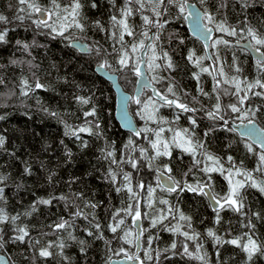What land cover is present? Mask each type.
Returning a JSON list of instances; mask_svg holds the SVG:
<instances>
[{"label":"trees","instance_id":"obj_1","mask_svg":"<svg viewBox=\"0 0 264 264\" xmlns=\"http://www.w3.org/2000/svg\"><path fill=\"white\" fill-rule=\"evenodd\" d=\"M189 1L195 2L202 11L207 8L215 15L217 21L224 20L229 26H235L238 33L239 28L247 22L258 33L264 35V0H248V7H242L238 0H206L204 5H201L199 0ZM38 2L41 6H51L50 0H38ZM68 2L69 0H60L62 5ZM81 3L84 5L81 12L84 17L85 31L70 30L69 33H65L70 37L66 40L49 34L46 28L37 27L33 22L38 19L37 14L28 18L26 13H18L19 8L26 7L20 5L18 0H0V14L6 16L9 21L6 24L0 22V31L8 30L5 42H0V80L3 81L0 83V117H3L0 119V136L5 139L3 147L0 148V176L4 177L3 181H0V188H3L0 208H3L9 216L21 214L17 224L27 225L30 234L23 243L14 241L16 235L13 231L14 226L10 223L0 225L4 229L3 233H0L4 238V246L0 248V253L6 255L11 264H106L109 256L112 258L124 256V253L114 254L121 247L129 254H134L136 245L132 217L128 216L123 226L125 229L132 230L133 244L131 245L114 239V236H121L122 231L118 230L113 234L107 227L112 212L126 207L129 203L127 191L116 192V186L107 178L109 167L117 171L118 184L122 182V177L119 175L122 169L123 172L131 173L133 186L143 182L146 188L149 185L156 187V169L162 170L165 164L172 169L170 174L177 181L186 180L188 183L195 184L196 179H206L204 173L196 168L185 176L189 168H192L193 158L189 153L174 146L171 147V156L158 157L153 162L152 168L147 166V161L140 158L138 150L132 153L138 161V169H132L128 163H122L117 168L116 165L111 164L110 160L104 158L107 151H114V158L119 161L122 154L130 151L124 147L130 138L135 144L148 148L150 156L154 155V150L150 148L145 136L149 139H155V136L152 132L142 131L141 136L137 137L120 129L114 119L115 96L110 84L94 71V68L102 62V58L97 57L94 52L81 54L71 48L70 41L73 39L83 40L87 42V46L98 42L103 49L112 53L107 57L111 68L106 69L116 73L121 87L131 94L128 110L138 130L157 129L158 126H162L165 128L163 138L170 141L173 132L168 131L169 128L176 130L187 128L194 132L195 138L203 141L209 153L221 158L225 168L230 167L227 157L231 156L237 167L252 172L257 180H264V173L254 171L260 163L259 155L262 151L248 140L239 137L229 125H225L224 121L213 122L207 117L206 111L210 110L216 102L215 94L212 92L214 81L209 73H201L200 84L210 95L204 96L198 92L197 81L192 76V73L198 69L187 60V55L189 49H195L197 56H206V53L199 40L188 33L184 18L182 16L177 18V9L170 8L169 13L164 17L169 20V23L164 26L159 42L163 49L169 52L176 67L170 73L161 70L159 75L174 77L181 101L198 110L189 113L174 107H161L157 113V120H148L147 112H143V106L137 105L132 99L139 76L129 69H122L116 63V54L112 52V41L108 39L110 16L116 9L112 7L110 0H95V8L91 6L93 0H81ZM124 3L125 0H116V8L122 7ZM221 4L225 6L220 7ZM18 14L24 15L25 19H14ZM143 14L151 15L147 10ZM97 20L104 25V32L94 27V22ZM129 23L133 24L136 32L139 33L142 24L141 13L134 14L129 19ZM170 34H174L171 40H169ZM244 35L246 36V33ZM220 36L230 41L231 47L218 45L213 48L211 46L213 41ZM181 39L184 41L183 44L179 43ZM248 39L251 41L250 38ZM125 40L131 43L133 37L126 35ZM243 40L246 39H241L239 34L233 37L214 31L209 47L213 61L218 52L224 63V71L229 77L236 75L241 80L247 78L249 82L256 79L264 80V71L257 67V60L252 59L244 49L234 45V41ZM251 43L254 42L251 41ZM24 44L28 45L27 50L23 47ZM259 47L264 53V46ZM233 55L237 58L239 73L230 67L233 64ZM137 56L139 57L140 53H137ZM209 65V60L205 59L203 66ZM145 72L150 79L153 73L149 71L146 64ZM22 78L28 80L32 89L27 95H21ZM37 80L44 85L43 88H35ZM154 86L163 90L161 84ZM166 86L167 81H164L163 87ZM255 91H264V89L256 88ZM184 93L188 95L185 96ZM152 95V89L144 88L140 98L143 100ZM77 96L90 98V103L87 105L78 103L75 99ZM193 97L197 99L194 101ZM220 102L221 114L224 115L227 123L241 121L242 113L225 110L227 104L236 102L234 96H222ZM249 106L257 109L254 120L261 128H264V96L249 94L243 110L246 111ZM92 107L96 108L97 116L86 118L83 113L91 110ZM148 111L151 109L149 108ZM51 112H56L58 115L52 116L49 114ZM177 116H179L178 120L175 119ZM159 117H164L169 123L158 125ZM189 117L195 118L196 125L191 124ZM86 119L98 120L102 131L100 137L80 133V139H77L74 136L65 135V123L81 126ZM210 128L212 131L205 136L204 133ZM82 141L87 142V147L82 146ZM248 144L252 145L253 151H249ZM102 149L105 151L102 152ZM197 158L202 159L199 154ZM211 176L214 193L221 195L226 193L228 181L225 176L219 172L211 173ZM146 188L141 191L142 214L145 211H151L147 208ZM75 193L82 194V198H77ZM242 195L245 197L243 211L247 216L224 210L220 212L222 220L219 224L215 223L216 213L211 210L203 195L187 190L169 193L156 188L153 202L157 209L167 210L169 206H172L174 210L178 208L180 212L191 217L192 229L201 234V239L196 242L188 241L189 250L195 252V243L202 242L201 254L206 253L207 264H264V256L256 254L249 261L240 248L231 244L214 246L213 240L206 235V230L211 228L225 240L231 239L242 232L249 231L247 227H242V224L247 225L250 218L255 225L257 238L264 243V194L256 188L246 187L242 190ZM60 196L68 197V200H61ZM52 197L56 199L51 204H36L35 210H32L34 202L41 198ZM159 200H168L169 204L161 205L158 203ZM87 202L96 204L98 207L95 209L85 207ZM77 205L88 215V219H84L83 216L75 218L71 232L76 240H69L67 231L54 232L50 226L60 222L61 218L69 220L70 214L77 210ZM29 211L31 215H23ZM252 213H259L260 218H256ZM93 216L101 224L104 239H96L98 233L89 225ZM178 218L177 214V220ZM177 220L172 219L170 215L164 224L174 225ZM180 223L185 225L184 221ZM141 227L145 231L141 236L139 256L144 264H204V261L197 260L195 256L180 254L182 242L185 240L182 235L166 231L159 224L151 227L150 220L145 218L141 219ZM85 229L92 231L93 236H88ZM182 230L189 229L185 225ZM149 236L153 237L151 249H148L147 243ZM35 240H39L40 244H34ZM60 240H64L67 245L63 249V255L67 256L68 260L63 259L56 247L49 249L53 253L50 257L45 258L39 255V249L45 247L48 242L59 243ZM80 240L86 242L84 252L80 250ZM106 241H111L113 251H109ZM173 241H176L177 249L164 252L163 250L169 248ZM217 248L219 255H217ZM145 250L151 251L153 260H146ZM157 252L160 253L159 259H156Z\"/></svg>","mask_w":264,"mask_h":264},{"label":"snow or ice","instance_id":"obj_2","mask_svg":"<svg viewBox=\"0 0 264 264\" xmlns=\"http://www.w3.org/2000/svg\"><path fill=\"white\" fill-rule=\"evenodd\" d=\"M112 7L116 11L110 16V27L107 30L109 35L108 39L112 41V52L116 54V63L122 69H129L134 72L137 76H142L143 72L140 67L141 64H146L149 71L153 73L150 79H147L143 82V88H152L153 95L148 96L145 99H141V93H138L132 99L137 105L143 106V112H147L146 119L148 120H157V113L161 107H174L183 112L194 113L198 109L189 107L185 102L181 101L180 95L177 93V85L175 78L171 75L162 76L159 75L161 70L166 72H171L175 69L176 65L173 62L172 57L169 55L168 51H165L160 45V38L164 26L169 23V20L164 19V17L169 13L170 8L177 9V18L183 17L185 20L191 19L193 26V31L203 36L205 39H208L211 34L215 32L224 33L227 36H237L240 35L241 39L250 38L251 43L248 47H251L257 53H260V58L257 60V67L264 71V53L260 52L259 46H264V35H261L257 32L255 28L250 26L247 22L244 23V26L238 30L235 26H229L226 21L220 20L217 21L213 13L209 12L207 8L201 12L196 6L189 3V0H125V3L122 7L116 8V0H110ZM241 3L242 7H248V0H238ZM20 5L26 7H21L17 10L18 13H26L28 18H31L33 14H38L39 19L34 20L33 22L37 27H43L49 30V34L60 36L64 39H69V36H66L65 33H69L70 30H78L80 32L85 31V23L83 22L84 17L82 16L83 4L81 0H69L66 4H61L60 0H50V7L41 6L38 0H18ZM201 5L206 3V0H199ZM93 8L96 7L95 0L91 5ZM224 4H221L220 7H224ZM190 9V11H189ZM145 10L149 11L151 15H144ZM136 13H141L142 24L140 25L141 31L136 32L135 26L129 23V19ZM16 20L25 19L24 15H16L14 17ZM202 21H207L203 23ZM0 22L8 23V18L3 14H0ZM94 27L98 28L101 32L105 31L104 25L101 21L97 20L94 22ZM153 29L155 31H153ZM7 29L0 31V42H5ZM151 32V35L149 33ZM246 33V36L244 35ZM133 37V41L129 43L125 40V36ZM174 34H170L169 40L172 39ZM137 37H139L137 39ZM148 41V43H146ZM20 44L19 41H17ZM180 44H183L184 41L181 39ZM218 45H224L225 47H231V42L224 39L223 36L216 38L211 45L213 48H216ZM75 47H78L84 51L94 52L97 57L102 58V62L99 64L100 69L111 68V65L108 63L107 57L112 53H109L106 49H103L98 42H94L91 46H85L78 42L74 44ZM23 47L27 50L28 45L24 44ZM208 47V45H205ZM137 53H142L139 57ZM205 59H210L208 56H197L195 49H189L187 60L198 69V71L193 72L192 76L197 81V90L204 96H209L208 92H205L202 85L200 84L201 73H209L213 78V88L212 92L215 94L216 102L212 105L210 110L206 111L207 117L215 121H224V115L222 112L221 97L222 96H234L236 98L235 103H229L225 106V110H230L232 113H242L241 123L243 124L244 119H247V126L244 127L242 132L243 136L247 137H256L261 139V148H264V129L255 127V114L257 109L249 108L244 111L243 106L245 101L249 99V94L253 96H264V91H255L256 88L264 89V80L256 79L255 81L249 82L247 78L243 80L239 79L238 76L233 75L228 76V73L224 71V63L221 60L219 53L217 52L214 56L215 63L207 67L203 66V61ZM236 56L233 55V64L230 66L234 68L236 73L240 72V68L236 64ZM159 61V62H158ZM16 63V61H13ZM29 63H31L29 61ZM211 69V71H210ZM167 81V86L163 87V82ZM0 83H3L0 80ZM140 83V81H138ZM155 84H161L163 90L155 88ZM22 91L21 95H27L28 91L32 90L29 82L26 78L21 80ZM227 85L228 87H224ZM38 80L35 83V88H43ZM243 93V94H241ZM14 94V93H11ZM187 96V93H184ZM76 101L80 104L87 105L90 103V98L83 96L75 97ZM194 101L196 97L192 98ZM127 104V98H125V108ZM6 106V105H5ZM151 111H148V109ZM44 111H48L44 109ZM143 112L141 113L143 115ZM52 116H57L58 113L51 112L49 113ZM83 115L87 117H96L97 112L96 108L92 107L91 110L85 111ZM251 117V118H249ZM3 117H0L2 119ZM125 124L128 127H132L131 120L127 119V113H124ZM176 120L179 119V116L175 117ZM192 125H196V120L193 117H189ZM158 125L168 124L164 117H159ZM66 132L65 135L74 136L77 139H80V133H87L89 135L100 137L102 131L100 129V124L98 120L89 121L85 120L84 124L81 126H72L65 123ZM134 135L139 137L141 132H152L155 136V139H149L145 136V139L148 140V144L151 149L154 150V155H149L148 148L141 147L130 138L128 143L124 146L127 151V154H122L121 159L117 161L114 158V151H107L105 159L111 161V164L116 165L119 168L120 164L128 163L132 169H138V161L133 157L132 153L139 151L140 158L147 161V166L149 168L153 167V162L160 156H171V147H176L181 149L184 152L189 153L193 158L192 168H189L188 173H185L187 176L192 172L193 168L198 169L200 172L204 173L206 176L205 180L196 179L195 184L188 183L186 180L181 182L177 181L170 174L172 169L165 164L163 169H156V187L151 185L147 186L143 183H137L135 186L132 184L131 173L123 172L121 169L119 175L122 177V182L118 184V173L112 167L108 169V177L113 185H115L116 192H121L126 190L128 195L129 203L126 207L115 209L112 212L111 220L108 224V230L113 234L117 233L118 230L122 231V235L115 237L114 239H119L127 244H133V233L131 229H125L123 226L126 223V218L128 216L132 217V222L134 225L138 226V231L135 234L136 246L139 247L140 238L143 235L145 229L140 226V221L142 218L150 220V226L156 227L158 224L162 225L164 230L172 232L174 234L182 235L185 240L182 242V252L181 255L186 256H195L197 260L204 261V264H207L206 253L201 254L203 250V243H195V252L189 250L188 241H199L201 239V234L192 229L191 217L186 216L184 213L180 212L178 208L175 210L172 206H169L167 210L157 209L153 202L154 193L156 188H161L166 190L169 193L174 192H184L185 190L196 193L197 195H203L211 199L213 203V211L216 213L215 223L219 224L222 220L220 215L221 211L231 210L236 213H239L241 216H247L243 211L245 207V197L242 195V190L246 187L256 188L261 194H264V180H257L253 173L247 170H243L240 167H237L231 156L227 157V161L230 164L229 168H225L224 164L221 162V158L214 156L209 153L205 148L203 141L195 138L194 132L190 131L187 128L176 130L174 128H169L168 131L173 132V137L170 141L163 138V133L165 128L158 126L157 129H142L137 130L132 129ZM212 131L210 128L208 132H205L204 135L207 136L209 132ZM5 143L4 137L0 136V148L3 147ZM82 146L87 147V142L82 141ZM249 151H253L252 145H247ZM102 152L105 150L102 149ZM198 154L201 158H197ZM70 155V153H69ZM260 163L254 169L255 172L264 173V152H261L259 155ZM203 165V167H201ZM27 172L28 169L26 168ZM219 172L221 175L225 176V179L228 181V191L223 195L219 193H214V186L212 181L211 173ZM237 177H240L237 179ZM4 177L0 176V181H3ZM51 180V176H49ZM147 190V208L151 211H145L141 213L140 203H141V191ZM77 198H82V194L75 193ZM56 197L50 199H39L34 202L32 205V210L36 208V204L49 205ZM61 200H68V197L60 196ZM0 200H3V188H0ZM134 201V203H133ZM159 204L168 205V200H159ZM85 207H91L95 209L98 207L96 204L87 202ZM77 210L70 214V219L65 220L60 219V222L51 225L54 232L67 231V238L69 240H76V237L72 235L71 229L74 226V220L76 217L83 216L84 219H88L80 207L76 206ZM123 214V215H122ZM178 214V220H177ZM21 214L14 216H9L3 208H0V225L5 223H10L13 225V231L16 233L14 241H19L21 243L25 242V238L29 237V231L27 225H19L17 221L19 220ZM23 215H31V211L23 213ZM171 215L172 219L177 220L174 225L164 224L166 220L169 219ZM256 218H260L259 213H252ZM180 221H184L186 228L191 230H182L185 225H182ZM90 227H94L98 233L96 239H104L103 232L101 231V224L96 221V218L93 216L92 220L89 221ZM242 227H247L249 231L242 232L240 235L234 236L231 239L225 240L223 236L217 235L213 229L209 228L206 230L207 237L213 240L215 245L231 244L237 248H240L247 255L249 261L252 260L253 256L256 254L264 256V243L260 242L256 236L255 225L251 222L249 218L247 225ZM4 229L0 227V233H3ZM88 236H93V232L89 229H85ZM153 237L149 236L147 243L148 249H151ZM34 244H40L39 240H35ZM84 240H80L79 244L81 245V251H86ZM109 245V251H113L111 248V241H106ZM4 246L3 235L0 234V248ZM67 245L64 240H60L59 243L48 242L45 247L39 249V255L41 257H50L53 253L49 250L53 247L58 248L59 254L63 257L64 260H68L67 256L63 255V249ZM177 249L176 241H173L169 248L164 249V252ZM124 253L125 260H136L139 261V264H144V261L141 260L139 255L129 254L123 247L119 248L114 252L115 255ZM173 254H176L173 252ZM145 258L148 261L153 260V255L151 251L145 250ZM160 253H156V259H159ZM217 255H219V249L217 248ZM106 264H112V257L109 256Z\"/></svg>","mask_w":264,"mask_h":264},{"label":"water","instance_id":"obj_3","mask_svg":"<svg viewBox=\"0 0 264 264\" xmlns=\"http://www.w3.org/2000/svg\"><path fill=\"white\" fill-rule=\"evenodd\" d=\"M189 3H191L192 5L196 6L199 10H201L195 2L189 1ZM189 11H190V9H189ZM201 12H203V11L201 10ZM37 18L39 19L38 14H37ZM202 22L204 23V21H202ZM185 26H186L188 33L192 37L199 40V42L202 44L204 51L206 53V56L210 57V59H208L210 62V65H213L214 61L212 59L209 47H210V43L213 39L214 32L211 34V36L208 39H205L203 36H201L200 34L193 31L191 19L185 20ZM150 35H151V33H150ZM76 42L87 46V42L80 40V39H73L70 41L71 48L77 50L81 54H85V53L89 52V51H84L78 47H75L74 44ZM146 43H148V41ZM249 44H251V41L249 39H246L243 41H234L235 46H238V47L244 49L245 51H247L252 59L258 60L260 58V53H257L251 47H248ZM205 45H208V47H205ZM260 52L263 53L261 50H260ZM140 55H142V53H140ZM140 67L142 69L143 75L138 77L136 88H135V91L133 93V97H135L138 93L142 92V90L144 89L143 88V82L148 79L147 74L145 72V64H141ZM94 71L99 77H101L103 80H105L106 82H108L110 84V87L114 93V96H115L114 119L117 122L118 126L123 131H127V132L134 134L132 129L135 128L138 130V128L136 126L134 118L132 117V115L130 114V112L128 110V105H129V102L131 100V94L126 92L121 87V85L118 81V76L116 73L109 72L107 69H100L99 65H97L94 68ZM138 81H140V83H138ZM149 89H152V88H149ZM152 93H153V89H152ZM125 98H127L126 108H125ZM125 111L127 113V119L131 120L132 127H128L125 124V119H124ZM225 125H229L231 127V129L239 137L248 140L251 144L257 146L262 152H264V148H261V139L256 138V137H247V136L242 135L244 127L247 126V121H244L243 124L241 123V121H231ZM254 126L257 128H260V129H264V128H261L256 122H255ZM205 198L209 204V207L211 208V210H213V203L214 202L206 196H205ZM140 226H141V221H140ZM133 227L135 229V234H136V232L138 231V226L133 224ZM135 245H136V241H135ZM140 249H141V238H140L139 247H137V246L135 247L134 254L139 255ZM0 264H11L9 258L6 255H4L3 253H0ZM112 264H139V261L125 260L124 256H122V257L112 258Z\"/></svg>","mask_w":264,"mask_h":264}]
</instances>
